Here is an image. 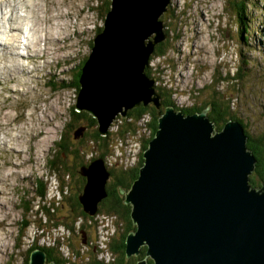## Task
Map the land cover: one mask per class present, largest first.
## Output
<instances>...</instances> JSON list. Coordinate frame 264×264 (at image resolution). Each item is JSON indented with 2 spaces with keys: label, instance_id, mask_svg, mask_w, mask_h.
Instances as JSON below:
<instances>
[{
  "label": "rangeland",
  "instance_id": "374dc122",
  "mask_svg": "<svg viewBox=\"0 0 264 264\" xmlns=\"http://www.w3.org/2000/svg\"><path fill=\"white\" fill-rule=\"evenodd\" d=\"M16 2L12 11L6 0H0V264H26L33 247L51 249L59 264L110 263L114 256L108 244L112 237L120 242L126 223L98 211L91 219H76L70 202L76 176L63 164L74 172L78 163L102 157L110 170L109 184L114 172L141 161L151 116L131 115L134 108L126 117L120 112L105 141L79 143L86 139L83 129L76 135L82 138L65 141L82 152H62L58 144L63 135H72L71 109L79 94L74 84L64 85L71 84L79 65L91 55L93 40L104 26V0H37L42 16H58L54 37L36 46L39 50L32 45L36 39L32 23L11 20L26 16L32 6L24 0ZM169 5L170 15L162 14L168 35L166 54L151 56L147 65L149 75L157 80V91L166 90L177 109L207 105L217 97L223 109L229 107L221 117L240 119L250 136L260 140L264 136V0H171ZM44 19L38 23L41 29L47 24ZM15 32L22 34L16 48L10 39ZM167 107L159 109L163 113ZM88 122L86 133L100 129L99 123ZM253 175L258 178L255 171ZM42 182L45 197L38 193Z\"/></svg>",
  "mask_w": 264,
  "mask_h": 264
},
{
  "label": "water",
  "instance_id": "95a60500",
  "mask_svg": "<svg viewBox=\"0 0 264 264\" xmlns=\"http://www.w3.org/2000/svg\"><path fill=\"white\" fill-rule=\"evenodd\" d=\"M110 1L75 105L98 120L105 137L120 112L126 117L129 109L152 102L161 108L147 65L168 36L161 15L171 13V0ZM207 111H160L139 176L121 191L137 225L127 237V257L148 247L137 264H264V181L260 188L250 182L257 159L241 122L231 119L217 130ZM96 159L81 170L87 181L79 199L90 215L108 196L110 170L104 158ZM46 260L36 249L30 264Z\"/></svg>",
  "mask_w": 264,
  "mask_h": 264
},
{
  "label": "trees",
  "instance_id": "16d2710c",
  "mask_svg": "<svg viewBox=\"0 0 264 264\" xmlns=\"http://www.w3.org/2000/svg\"><path fill=\"white\" fill-rule=\"evenodd\" d=\"M103 4H104L102 6L103 16L105 17L107 12L111 8V1L110 0H104ZM239 5H241L242 12H243L244 11V4L241 2ZM239 5H237V8ZM240 17H242V14H240ZM162 18H163V16L160 19H162ZM240 20L242 22L241 18H240ZM102 28L99 29V32L102 30ZM165 33H167L166 29H165ZM166 45H167V40H163L162 42L158 43L155 47L152 58L163 56L164 54H166V48H165ZM87 59H88V57H86L82 61V63L79 65L78 69L75 71V73L73 75V81L71 82V84L64 85L65 87L69 88V87L73 86V84H74V87L76 88L77 93L80 91V79H81V76L83 73V66H84L85 62L87 61ZM162 91H161V94L165 99L164 107L175 106V108L177 109V106L173 102H171V100L169 99L170 94L166 90H162ZM222 104L223 103L222 102L220 103L217 97H214L210 101V103L208 102L207 105H205V104L201 105V106L194 105L193 107H190L187 109H178V110H183L186 114H190V113L201 112L204 109H206V107H208L209 108L208 116L210 117V119L212 121L215 122V124L217 126V130H221L228 120L234 119V120H238L239 122H241L240 119H237L234 116H231L230 118H227V119H223L221 116L223 113H228L229 107H228V105H225V108L223 109ZM71 110H72L73 119L75 120L73 124H75L77 120L78 121L88 120L92 124L97 126L98 120L93 115L88 113L87 111H80L79 112V111H77L75 106H73ZM160 111L161 110L157 106H155L153 103H150L146 107L142 103L139 107H136L133 110H131V112H129L131 115L135 114L137 116H142L145 113L150 114V116H151V122L149 123L150 136H149L148 140L145 141V143H144V149H143V153L141 154V161L139 162V164L133 165L127 169H122L121 173L118 172V174L116 172H114L113 174L116 175L115 179L110 180L109 184L107 182L108 196L106 198H103L101 200V202L99 203L98 213H101V212L104 213L105 212L110 216H113V215L118 216L119 219L123 220L126 223V230H125L124 235L122 236V239L120 240V242H117L116 239L112 237L110 243L108 244L109 245L108 251L111 252V254L114 256L113 260H111L110 263H104V262L99 261L96 264H137L140 259L145 258L147 255L148 247L143 246L139 256H137V257L133 256L132 258L127 257V251H126V249H127V237H128L130 232L137 229V225L134 223V221L132 219V215H131L132 214V206L125 202V195L121 191H122V189L129 190V188H131L133 182L139 176L140 168L144 163V151L147 149L150 141L155 137L156 132L158 131L159 118L161 116ZM241 124L244 126V124L242 122H241ZM245 132L248 135L247 148L254 153V155L257 159L255 174L258 178H256L253 175V176H251L250 182L253 184V186H255V185L260 186L262 184V182L264 181V136H262L261 139L259 140L256 137H251L250 134L246 130H245ZM90 136L93 138V143L96 142L98 144H100L99 143L100 140L105 141L108 138V137L101 135L99 133V130H94L93 133L90 134ZM63 138L64 139L62 141H60L58 144L59 149H61L62 152H66V153L70 152V153L78 155V153H79V151H81V149H76V148L73 149L69 143L65 142L68 138L69 139L73 138V135L69 136L67 134V137L65 135H63ZM92 161H93V159L89 163H86V164H84L83 162L78 163L77 167H78V165H79V167H78L77 171H74V172L67 169L68 167L66 166V162L63 164L64 170L66 172H70V174H72V175L75 174L76 180H77L76 184L72 187L73 190H71V192H70L72 195L70 197L71 198L70 202H71L72 208L74 209V212L77 215L76 219L80 218V217L83 219H87V220L93 218V215H90L89 213L86 212L84 205L81 203V201L79 199L80 195L84 191V187H85V184L87 181V178L84 177L83 174H81L82 167L85 165H89ZM53 163L55 165L58 164L57 162H53ZM58 167H56V168L61 170L60 164ZM258 179H259V181H258ZM46 191H47V189H46L45 184L43 182L40 185H38V193L40 194L41 197L46 196L45 195ZM76 219H75V221H76ZM68 228L72 229L71 225L68 226ZM36 248L43 249L46 252L48 263H52V262L55 264L60 263V259L54 254V252L51 249L48 250L45 247H33L30 250V254L28 255V259H27L26 264H30L31 255ZM149 261L151 264H153L152 259H149ZM62 263H66V261L64 260Z\"/></svg>",
  "mask_w": 264,
  "mask_h": 264
},
{
  "label": "bare ground",
  "instance_id": "6f19581e",
  "mask_svg": "<svg viewBox=\"0 0 264 264\" xmlns=\"http://www.w3.org/2000/svg\"><path fill=\"white\" fill-rule=\"evenodd\" d=\"M6 1L9 3V5L12 8V11H13V9L16 8V3H17L16 1L17 0H6ZM24 3L26 5L32 6V11L30 13H28L26 16H22V18L19 17V16H14V17L11 18V20L12 21L13 20L14 21H18L19 20L18 22L20 24L21 23L24 24V22H29V21L32 23V26L35 28V34L33 35V37H36V39L33 38L34 40H32V45H34V47L40 46L44 41H47V40L51 41V38L54 37V33L56 31L54 26L57 24L56 19H57L58 16L56 14L51 15V14H48V13H47L46 16H42L41 15L42 10H41V13H40L39 9L37 8V6H38L37 0H29V3L27 2V0H24ZM36 8H37V10H36ZM44 17H45L44 20L47 21V24H45V26L41 29L38 25L41 24L40 18L43 19ZM19 28H20L19 31L23 32V27L19 26ZM21 38H22V34L18 33V32H15V33L10 35V39L12 41H14L12 44H13V46L15 48L19 47V44L22 41ZM15 44L18 45V46H16ZM36 50H39V49H37V47H36Z\"/></svg>",
  "mask_w": 264,
  "mask_h": 264
},
{
  "label": "flooded vegetation",
  "instance_id": "af4514ba",
  "mask_svg": "<svg viewBox=\"0 0 264 264\" xmlns=\"http://www.w3.org/2000/svg\"><path fill=\"white\" fill-rule=\"evenodd\" d=\"M147 73L149 74V68L147 69ZM164 102H165V99H164V97H163V99H162V106H161V108H163L164 107ZM149 105V104H148ZM147 105V106H148ZM75 121V120H74ZM80 122H82L83 124H81V125H79L78 126V124L77 123H80ZM87 123H89L88 122V120H80V121H76V123L74 124V125H72V124H70V125H72L71 127H69V129L70 130H72L73 129V132H72V135H73V140L74 141H77V140H79L80 138H82L85 134V137H86V139L85 138H82L81 140H79L80 142L79 143H81V142H87V143H89V142H91L92 144H93V138L90 136V134L91 133H89V131L86 133V130L88 129V127H87ZM91 123V122H90ZM92 124V123H91ZM98 124V123H97ZM75 128V129H74ZM79 128H81V129H79ZM78 129H79V131H78ZM83 129H85V131L83 132ZM94 130H99L98 128L97 129H94ZM77 132H79L80 134H82V132H83V134H82V137H80V136H76L77 135ZM92 133H93V131H92ZM84 150V149H83ZM75 159H80V156H76L75 157ZM76 182H77V180H76Z\"/></svg>",
  "mask_w": 264,
  "mask_h": 264
},
{
  "label": "built area",
  "instance_id": "2783aa9c",
  "mask_svg": "<svg viewBox=\"0 0 264 264\" xmlns=\"http://www.w3.org/2000/svg\"><path fill=\"white\" fill-rule=\"evenodd\" d=\"M149 136H150V134H149Z\"/></svg>",
  "mask_w": 264,
  "mask_h": 264
}]
</instances>
